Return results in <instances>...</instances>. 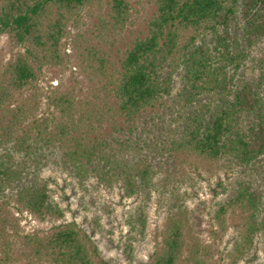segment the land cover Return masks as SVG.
<instances>
[{"label":"trees","instance_id":"1","mask_svg":"<svg viewBox=\"0 0 264 264\" xmlns=\"http://www.w3.org/2000/svg\"><path fill=\"white\" fill-rule=\"evenodd\" d=\"M153 3L155 11L146 21L144 34L132 38L114 59L106 45L129 22L130 0H0V34L13 35L25 47L6 64L0 81L3 264H15L9 240V230L15 229L11 202L19 211L27 210L40 219L64 217V209L51 192V177L43 176L49 167L73 176L80 184L94 178L108 188L118 184L124 197L141 196L143 203L128 220L130 234L145 233L148 216L142 207L159 190L157 162L176 163L182 155H190L243 172L260 170L264 66L253 75H246L245 66L264 41V0ZM87 6L105 8L99 18L97 43L76 41L77 64L82 72L97 78L96 97L106 96L103 109L91 107L89 100L82 104L74 88L54 92L48 99L51 115L34 119L16 134L15 126L21 125L27 111L20 106L10 108L14 93L33 88L43 66L64 63L66 27ZM152 109L161 110L159 116L150 113ZM108 115L113 121L110 133L102 130ZM174 178L167 175L160 187L170 191L174 201L162 246L151 264H180L185 250L187 219L180 197L174 194ZM237 210L242 223L229 252L233 263L264 238V188L256 178L237 179L232 195L219 203L215 216L223 225L225 214ZM26 239L32 258L40 262L127 264L104 258L92 235L74 220L54 225L46 235L34 233ZM132 242L128 237L123 247L130 261ZM188 248L185 260L189 264H211L199 243Z\"/></svg>","mask_w":264,"mask_h":264},{"label":"rangeland","instance_id":"2","mask_svg":"<svg viewBox=\"0 0 264 264\" xmlns=\"http://www.w3.org/2000/svg\"><path fill=\"white\" fill-rule=\"evenodd\" d=\"M131 17L126 27L114 38H109L106 49L114 59H117L127 43L137 35H143L146 31V21L154 14L153 0H130ZM106 6V5H105ZM104 6V8H105ZM104 8L87 6L83 9L76 21H71L66 27V35L62 38V53L64 63L55 67L45 65L39 70V78L32 88L15 92L10 108L24 107L27 115L15 126L18 134L24 128H28L34 119L51 115L49 109V96L54 92L75 89L77 99L82 104L90 101L91 107L102 104L106 96L97 98L98 86H95L97 78L89 73L82 72L77 64L76 41L88 39L97 43V28L100 16ZM101 14V15H100ZM25 47L18 44L13 35L0 34V81L6 64L23 53ZM37 69L38 66L34 63ZM264 66V41L252 53V58L245 66L246 75L257 74ZM178 89L179 83H175ZM175 89V91H176ZM102 107V108H101ZM98 109V108H97ZM161 110L152 109L150 113L158 114ZM58 116V112L55 111ZM113 121L109 118L105 121L102 130L110 133ZM152 128V126L150 127ZM153 129V128H152ZM152 131V130H151ZM152 133V132H151ZM144 135L148 133L143 132ZM150 134V133H149ZM176 163H156V188L151 193L150 200L143 204L144 213L148 216L144 234L132 232L128 220L134 215L136 207L143 203L141 196L124 197L122 188L117 184L108 188L98 184L96 179H91L85 184H80L67 173L49 167L43 171L44 177H51V192L55 201L64 209V217H46L40 219L27 210L22 212L17 209L15 202H11L9 209L13 212L12 225L9 240L12 244L13 259L15 264H49L32 258L27 235L39 233L46 235L52 227L60 222L74 220L84 230L90 233L99 246L102 256L127 264H151L155 251L160 249L163 240L166 217L174 200L170 199V191L160 190L164 179L169 175L175 176L176 190L174 194L180 197L178 202L182 204V212L186 216V246L180 264H189L185 260L188 255L189 245L199 243L206 251L208 261L211 264H264V238L260 237L258 243L242 260L233 263L229 252L233 248L242 216L238 210L225 214L223 225L215 216L220 202H225L232 195L236 180L243 177L256 178L264 188V158L263 164L256 171L243 172L241 168L211 163L194 156H181ZM259 171L261 173H259ZM54 180V181H53ZM178 209V208H175ZM131 237L133 240V260L130 261L123 252L124 242ZM2 244V242H0ZM1 257V250H0ZM17 259V260H16ZM0 264H3L0 261Z\"/></svg>","mask_w":264,"mask_h":264}]
</instances>
